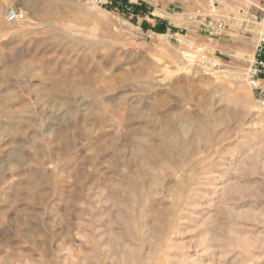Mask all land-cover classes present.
Here are the masks:
<instances>
[{
	"label": "rangeland",
	"instance_id": "obj_1",
	"mask_svg": "<svg viewBox=\"0 0 264 264\" xmlns=\"http://www.w3.org/2000/svg\"><path fill=\"white\" fill-rule=\"evenodd\" d=\"M133 1L0 0V264H264V0Z\"/></svg>",
	"mask_w": 264,
	"mask_h": 264
},
{
	"label": "built area",
	"instance_id": "obj_2",
	"mask_svg": "<svg viewBox=\"0 0 264 264\" xmlns=\"http://www.w3.org/2000/svg\"><path fill=\"white\" fill-rule=\"evenodd\" d=\"M97 7H109L117 10L131 11L136 3L133 0H90ZM8 21L17 19L15 12L10 10L6 16ZM206 32H221L223 25L216 23L212 26L210 22L204 24ZM212 34V33H210ZM208 67L214 69L216 62L210 61ZM244 82L251 90L257 106L264 111V25L260 28L257 41L254 45L251 58L243 74Z\"/></svg>",
	"mask_w": 264,
	"mask_h": 264
},
{
	"label": "trees",
	"instance_id": "obj_3",
	"mask_svg": "<svg viewBox=\"0 0 264 264\" xmlns=\"http://www.w3.org/2000/svg\"><path fill=\"white\" fill-rule=\"evenodd\" d=\"M143 9H144L143 6H142V7H134V8L130 11V13H131L133 16H136V15H138L139 13H140V14L143 13ZM121 11H125V10H121ZM142 27H143L145 30H151V31L156 32V33H159V34H162V33H164V31H165V28H164V27H161V28H158V27L150 28L149 25L146 24V23H143V24H142Z\"/></svg>",
	"mask_w": 264,
	"mask_h": 264
},
{
	"label": "crops",
	"instance_id": "obj_4",
	"mask_svg": "<svg viewBox=\"0 0 264 264\" xmlns=\"http://www.w3.org/2000/svg\"><path fill=\"white\" fill-rule=\"evenodd\" d=\"M164 26H165V24H163L162 22H158L156 27L161 28V27H164ZM150 28H153V27H150Z\"/></svg>",
	"mask_w": 264,
	"mask_h": 264
},
{
	"label": "bare ground",
	"instance_id": "obj_5",
	"mask_svg": "<svg viewBox=\"0 0 264 264\" xmlns=\"http://www.w3.org/2000/svg\"><path fill=\"white\" fill-rule=\"evenodd\" d=\"M258 33H259V32H258ZM223 72H224V71H223ZM219 73H220V72H219ZM224 74H226V71H225V73H224ZM224 74H223V75H224ZM223 75H222V76H223ZM234 75H235V74H234ZM230 76H231V75H230Z\"/></svg>",
	"mask_w": 264,
	"mask_h": 264
}]
</instances>
